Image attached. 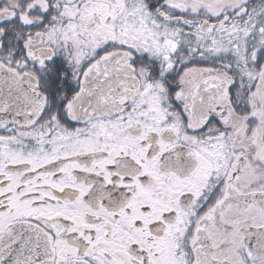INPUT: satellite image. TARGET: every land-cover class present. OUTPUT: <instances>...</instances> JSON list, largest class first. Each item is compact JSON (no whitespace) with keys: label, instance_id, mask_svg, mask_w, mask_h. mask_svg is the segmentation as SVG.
Listing matches in <instances>:
<instances>
[{"label":"snow or ice","instance_id":"6c2138e0","mask_svg":"<svg viewBox=\"0 0 264 264\" xmlns=\"http://www.w3.org/2000/svg\"><path fill=\"white\" fill-rule=\"evenodd\" d=\"M0 264H264V0H0Z\"/></svg>","mask_w":264,"mask_h":264}]
</instances>
